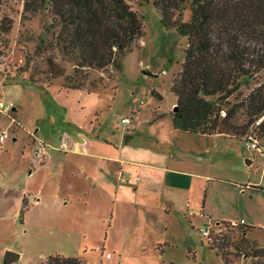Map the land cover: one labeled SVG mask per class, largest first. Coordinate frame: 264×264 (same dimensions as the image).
<instances>
[{
	"label": "rangeland",
	"instance_id": "rangeland-1",
	"mask_svg": "<svg viewBox=\"0 0 264 264\" xmlns=\"http://www.w3.org/2000/svg\"><path fill=\"white\" fill-rule=\"evenodd\" d=\"M129 2L143 15L145 33L125 50L121 67L91 69L80 88H68L66 76L74 67L49 45L54 30L48 28V4L24 13V0H1L0 22L3 17L12 21L0 36V132H8L0 140V264H42L49 253L78 256L88 264H250L253 257L243 236L264 245V187L255 185L264 186V138L254 127L248 130L260 149L245 135L175 127L178 95L172 83L185 61L189 37L177 26H165L154 0ZM192 3L183 2L176 14L179 21L190 19ZM145 67L157 74H146ZM262 81L264 69L245 79L242 93L232 99L248 96ZM152 89L164 96L158 98ZM95 112L103 127L98 133L121 135L122 126H135L134 142L140 147L149 145L146 137L168 141L173 165L191 171L178 173L177 201L160 200L148 233L130 224L129 208L115 209L112 219V208L103 198L85 211L64 205L54 188L42 183L51 177L50 170L38 169L30 133L51 151L65 134L94 137L85 124ZM123 113L132 115L130 124L121 122ZM240 115V121L247 119L245 106ZM23 188L29 201L21 214ZM35 195L44 196L40 204ZM244 222L253 228L244 232ZM204 227L210 234H204ZM226 237L231 240L225 256L210 243ZM7 249L16 250L18 258L7 263Z\"/></svg>",
	"mask_w": 264,
	"mask_h": 264
},
{
	"label": "trees",
	"instance_id": "trees-1",
	"mask_svg": "<svg viewBox=\"0 0 264 264\" xmlns=\"http://www.w3.org/2000/svg\"><path fill=\"white\" fill-rule=\"evenodd\" d=\"M186 1L154 0L165 26H177L189 37L185 61L172 83L178 95L175 127L235 137H250L248 130L254 127L264 138V81L248 96L232 99L242 93L245 79L264 69V0H193L190 19L179 21L177 11ZM44 4L52 15L48 28L54 30L49 45L73 63L74 73L66 76L68 88H80L91 69L108 65L119 69L125 50L145 33L143 15L129 0H24V13L36 12ZM11 21L2 18L0 36L10 30ZM152 92L158 98L164 96L155 89ZM243 106L248 117L240 121ZM27 204L23 196L21 214ZM241 224L244 232L253 228L249 223ZM243 237L253 257L250 264H264V245ZM226 239L210 243L225 256L231 238ZM42 264L88 262L78 256L49 253Z\"/></svg>",
	"mask_w": 264,
	"mask_h": 264
},
{
	"label": "crops",
	"instance_id": "crops-1",
	"mask_svg": "<svg viewBox=\"0 0 264 264\" xmlns=\"http://www.w3.org/2000/svg\"><path fill=\"white\" fill-rule=\"evenodd\" d=\"M96 115L95 112L93 119L88 117L85 124L91 128L94 137L86 134L74 138L65 134L63 138L60 137L59 145H55L51 151L46 149L48 143L30 133L29 143L33 148V159L39 163L38 169L47 167L50 170L51 177L42 183L50 184L54 188V193L63 199L64 205L81 207L80 209L85 211H90L95 199L103 198L112 208V219L116 215L115 209L125 208L127 211L129 208L130 224L135 225L138 231L148 233L150 228L148 221L157 214L156 208L163 203L160 200L176 203L175 178L178 173L191 171L173 165V156L166 150L170 148V143L166 144L168 141H160L159 137H146L148 140L144 141L149 142V145L146 143V146L140 147L134 142L136 139L132 132L135 126L131 129L122 126L121 135L115 131L98 133L97 131L103 130V127ZM127 116L131 117L129 123L124 122L128 125L132 122V115ZM150 143L154 144V147ZM165 144L167 148L164 147ZM39 146L44 151L42 161H38L34 156ZM120 173L126 180L118 177ZM42 189L43 187L40 191ZM22 195L29 201L25 188ZM43 199V195H35L34 201L40 204ZM166 213L170 214L171 210Z\"/></svg>",
	"mask_w": 264,
	"mask_h": 264
},
{
	"label": "built area",
	"instance_id": "built-area-1",
	"mask_svg": "<svg viewBox=\"0 0 264 264\" xmlns=\"http://www.w3.org/2000/svg\"><path fill=\"white\" fill-rule=\"evenodd\" d=\"M9 105H11V102H10ZM2 106L4 107V104H3V102L0 101V108H2ZM261 119H262V117L258 120V122H260ZM121 121L129 123L131 121V117L127 116V115H122ZM7 135H8L7 131H1L0 132V140L3 141L6 138ZM248 141L251 144V146L261 149L260 145L257 142V138H255L254 136L250 135ZM34 154H35L34 156L37 158L38 161L44 160V151L42 150L41 146L37 147V149H36ZM118 177L120 179H125L126 180L125 176H123L121 173L119 174ZM202 230H203L204 234H206V235L210 234L208 227H204ZM110 254L111 253H108L107 256H109Z\"/></svg>",
	"mask_w": 264,
	"mask_h": 264
},
{
	"label": "water",
	"instance_id": "water-1",
	"mask_svg": "<svg viewBox=\"0 0 264 264\" xmlns=\"http://www.w3.org/2000/svg\"><path fill=\"white\" fill-rule=\"evenodd\" d=\"M143 71L146 73V74H157L156 72H153L152 70L150 69H146L143 68ZM175 109L177 110L178 109V103H176L175 105ZM19 256V253L16 251V250H13V249H7V251L5 252L4 254V258H5V261L8 263L10 261H12L13 259H15L16 257L18 258Z\"/></svg>",
	"mask_w": 264,
	"mask_h": 264
}]
</instances>
